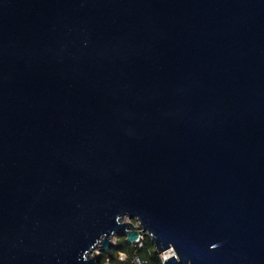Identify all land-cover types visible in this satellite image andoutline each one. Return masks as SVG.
Returning <instances> with one entry per match:
<instances>
[{
  "label": "water",
  "instance_id": "95a60500",
  "mask_svg": "<svg viewBox=\"0 0 264 264\" xmlns=\"http://www.w3.org/2000/svg\"><path fill=\"white\" fill-rule=\"evenodd\" d=\"M141 233L264 264V0H0V264Z\"/></svg>",
  "mask_w": 264,
  "mask_h": 264
},
{
  "label": "trees",
  "instance_id": "16d2710c",
  "mask_svg": "<svg viewBox=\"0 0 264 264\" xmlns=\"http://www.w3.org/2000/svg\"><path fill=\"white\" fill-rule=\"evenodd\" d=\"M121 251L126 253L127 258L125 261L118 259V253ZM136 254L141 259L146 260V264H162L160 253L156 250L155 245L147 235H145L142 247L128 244L125 236H118L116 248L112 249L109 254H104L100 264H104L106 261H110L113 264H134L132 259Z\"/></svg>",
  "mask_w": 264,
  "mask_h": 264
},
{
  "label": "built area",
  "instance_id": "2783aa9c",
  "mask_svg": "<svg viewBox=\"0 0 264 264\" xmlns=\"http://www.w3.org/2000/svg\"><path fill=\"white\" fill-rule=\"evenodd\" d=\"M132 223H133V229L142 230V227H141V224L139 221H132ZM145 235L146 234L141 233L138 236V238L135 240V243H133L132 245H138L139 247H142L143 241L145 239ZM116 243H117V237L115 238V241L113 242V244L116 246ZM171 255H175V252L173 250H169L167 252L160 253L161 261L163 262L168 256H171ZM126 258H127V256H126L125 252L121 251L118 253V259L120 261H125ZM132 261L134 264H146L147 263L146 260L141 259L137 254L133 256ZM104 264H113V263H111L110 261H106Z\"/></svg>",
  "mask_w": 264,
  "mask_h": 264
},
{
  "label": "rangeland",
  "instance_id": "374dc122",
  "mask_svg": "<svg viewBox=\"0 0 264 264\" xmlns=\"http://www.w3.org/2000/svg\"><path fill=\"white\" fill-rule=\"evenodd\" d=\"M125 221H137V220H129L128 218L125 219ZM118 237V236H113L110 240L111 242L113 243L115 241V238Z\"/></svg>",
  "mask_w": 264,
  "mask_h": 264
}]
</instances>
